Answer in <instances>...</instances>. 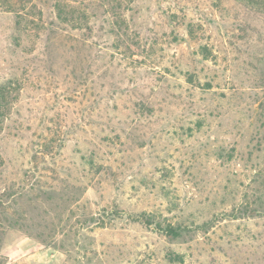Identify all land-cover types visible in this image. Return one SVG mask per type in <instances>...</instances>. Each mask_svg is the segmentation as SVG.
I'll use <instances>...</instances> for the list:
<instances>
[{
  "label": "rangeland",
  "instance_id": "rangeland-1",
  "mask_svg": "<svg viewBox=\"0 0 264 264\" xmlns=\"http://www.w3.org/2000/svg\"><path fill=\"white\" fill-rule=\"evenodd\" d=\"M4 1L0 264H264V7Z\"/></svg>",
  "mask_w": 264,
  "mask_h": 264
},
{
  "label": "trees",
  "instance_id": "trees-1",
  "mask_svg": "<svg viewBox=\"0 0 264 264\" xmlns=\"http://www.w3.org/2000/svg\"><path fill=\"white\" fill-rule=\"evenodd\" d=\"M242 1H245L246 3H248V4H251V5H256V6H258V7H264V0H242ZM6 4H9L12 8H15L14 7V5H13V3L15 2V1H12V0H6V1H4ZM13 2V3H12ZM21 3V2H20ZM23 5H24V3H23ZM24 10V9H23ZM202 48V54H204V57L205 58H208L207 56H209V49H208V47L207 46H202L201 47ZM4 91V90H3ZM1 90H0V94H1ZM4 92H2V94H3ZM141 220H143V219H141ZM145 223H147V224H153V222H151L149 219H146L145 221H144ZM156 228L157 229H160L161 231H164V232H166V234H168V235H174V236H177L178 235V231H177V229L175 228V227H173V225L171 224V223H168V225H167V227L166 228H164V227H162L161 225H157L156 226Z\"/></svg>",
  "mask_w": 264,
  "mask_h": 264
}]
</instances>
